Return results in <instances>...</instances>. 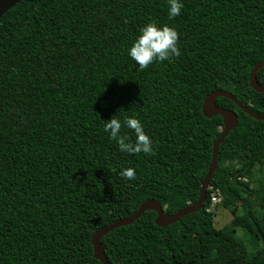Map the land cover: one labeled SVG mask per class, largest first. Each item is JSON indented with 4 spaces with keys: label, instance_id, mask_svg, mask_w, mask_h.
Segmentation results:
<instances>
[{
    "label": "trees",
    "instance_id": "1",
    "mask_svg": "<svg viewBox=\"0 0 264 264\" xmlns=\"http://www.w3.org/2000/svg\"><path fill=\"white\" fill-rule=\"evenodd\" d=\"M182 2L170 19L167 0H22L0 18V264H102L98 231L150 199L171 215L197 202L224 127L204 115L207 95L228 91L264 115L250 86L264 60V0ZM149 21L176 28L180 53L140 69L127 49ZM217 104L238 124L202 210L166 228L148 211L109 233L110 264H264V122ZM113 115L139 118L153 152H120L103 130ZM217 189L261 249L216 228Z\"/></svg>",
    "mask_w": 264,
    "mask_h": 264
},
{
    "label": "water",
    "instance_id": "2",
    "mask_svg": "<svg viewBox=\"0 0 264 264\" xmlns=\"http://www.w3.org/2000/svg\"><path fill=\"white\" fill-rule=\"evenodd\" d=\"M22 0H0V18L7 13L10 9L19 4ZM264 69V60L257 64L251 74H250V86L253 90L258 93L264 94V86L259 84L257 80V74L260 70ZM218 98H226L231 100L233 103L237 105V107L242 110L245 114L250 116L251 118L264 122V115L258 114L252 111L248 106L244 105L240 102L232 93L225 90H217L206 96L203 104V113L207 118H212L215 116H222L224 121V127L220 137L215 141L213 146V157L212 162L209 167L208 173L201 185L200 195L197 202L193 205H189L182 210H179L176 214H167L161 207V205L153 200H147L141 204L139 209L132 214L131 216L121 219L113 224L103 228L98 231L93 239L92 245L94 250V256L97 260H99L102 264H110L109 260L101 247V240L108 235L109 233L115 231L116 229L127 227L133 225L135 222L140 220V218L148 211H154L157 214L156 224L159 227L166 228L169 227L179 220L185 218L186 216L198 213L202 210L206 200H207V192L210 187L211 180L218 168V153L219 148L225 141V139L229 136V134L235 129L238 124V116L237 114L228 109L221 108L217 104Z\"/></svg>",
    "mask_w": 264,
    "mask_h": 264
},
{
    "label": "clouds",
    "instance_id": "3",
    "mask_svg": "<svg viewBox=\"0 0 264 264\" xmlns=\"http://www.w3.org/2000/svg\"><path fill=\"white\" fill-rule=\"evenodd\" d=\"M168 17L174 18L180 15L184 4L182 0H167ZM179 34L175 27L168 24H160L149 21L139 29V34L127 49V55L140 69H144L154 61H167L180 53L178 47ZM127 128L134 134L131 139L121 129ZM103 130L109 138L115 140L119 151L127 154H151L153 152V141L144 130V125L135 115L126 119H119L113 115L105 121ZM122 175L128 179L135 177V171L131 168L125 169Z\"/></svg>",
    "mask_w": 264,
    "mask_h": 264
},
{
    "label": "rangeland",
    "instance_id": "4",
    "mask_svg": "<svg viewBox=\"0 0 264 264\" xmlns=\"http://www.w3.org/2000/svg\"><path fill=\"white\" fill-rule=\"evenodd\" d=\"M255 202L256 205L259 206L261 200L258 197H251ZM210 212L214 215V224L217 229L225 230L229 232H233L235 237L245 244L248 249V252L254 253L262 248V244L259 246H255L249 234L242 228H235L232 224L233 216L231 212L225 209L221 203L214 205L212 208L209 209Z\"/></svg>",
    "mask_w": 264,
    "mask_h": 264
},
{
    "label": "built area",
    "instance_id": "5",
    "mask_svg": "<svg viewBox=\"0 0 264 264\" xmlns=\"http://www.w3.org/2000/svg\"><path fill=\"white\" fill-rule=\"evenodd\" d=\"M212 191L213 192L211 194V206H210V208H212L216 204L222 203V201H223V197H222V194H221L219 189L212 190ZM209 209H208V211L210 212Z\"/></svg>",
    "mask_w": 264,
    "mask_h": 264
}]
</instances>
